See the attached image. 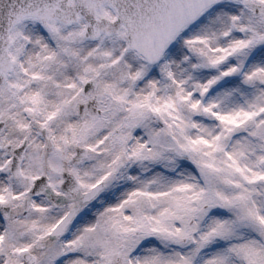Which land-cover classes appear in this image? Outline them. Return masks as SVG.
Masks as SVG:
<instances>
[{
    "label": "snow or ice",
    "instance_id": "obj_1",
    "mask_svg": "<svg viewBox=\"0 0 264 264\" xmlns=\"http://www.w3.org/2000/svg\"><path fill=\"white\" fill-rule=\"evenodd\" d=\"M0 264H264V0H0Z\"/></svg>",
    "mask_w": 264,
    "mask_h": 264
}]
</instances>
